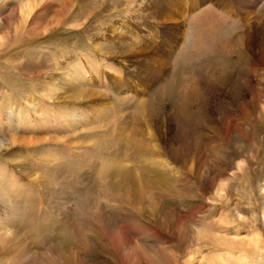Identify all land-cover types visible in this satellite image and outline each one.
I'll list each match as a JSON object with an SVG mask.
<instances>
[{"label":"rangeland","instance_id":"rangeland-1","mask_svg":"<svg viewBox=\"0 0 264 264\" xmlns=\"http://www.w3.org/2000/svg\"><path fill=\"white\" fill-rule=\"evenodd\" d=\"M164 1L0 0V264H264V0Z\"/></svg>","mask_w":264,"mask_h":264},{"label":"bare ground","instance_id":"bare-ground-1","mask_svg":"<svg viewBox=\"0 0 264 264\" xmlns=\"http://www.w3.org/2000/svg\"><path fill=\"white\" fill-rule=\"evenodd\" d=\"M166 1V4H163V5H161V4H158V3H156V5H157V11L158 12H160L159 13V15H161L162 17L164 16V14H161L162 13V11H166V14H169L170 15V13H178L179 12V10H177L176 9V3H180L181 2V0H180V2H179V0H165ZM164 1V2H165ZM237 1V0H236ZM243 3H245V0H239L238 1V3L237 4H239V6H240V4H243ZM155 5V6H156ZM166 5L168 6V8L166 7ZM233 6H234V4H232ZM235 5H236V3H235ZM244 5V4H243ZM241 7V6H240ZM241 8H243V7H241ZM167 9V10H166ZM246 8L244 7V10H245ZM160 10V11H159ZM242 12V11H241ZM178 15V14H177ZM249 16V17H248ZM247 16V13L246 12H244L243 13V17H244V21L246 22L245 23V25L248 27V29H247V41H252V39L254 38V34H253V28H254V24H255V21L254 20H252V16L251 15H248ZM169 17V16H168ZM174 18V17H173ZM250 23V24H249ZM263 25V24H262ZM245 26V27H246ZM264 29V28H263ZM262 30V29H261ZM259 31V30H258ZM263 31V30H262ZM263 34V33H262ZM257 36V35H256ZM257 42V41H256ZM249 43V42H248ZM264 43V42H263ZM249 44H251V43H249ZM261 45V44H260ZM262 50H263V48H262ZM137 51V50H136ZM67 87V86H66ZM84 91V90H83ZM74 92V91H73ZM77 93V92H76ZM75 92H74V94H76ZM80 94H81V92H80ZM77 95V94H76ZM83 95V94H82ZM92 95V94H91ZM93 96V95H92ZM87 97H88V95H87ZM166 105V104H165ZM158 125V124H157ZM165 129V128H164ZM164 134L166 133L167 134V130H165V132H163ZM149 147V146H148ZM125 172H126V170H124ZM123 172V171H122ZM118 173H120V172H118ZM120 174H122V173H120ZM119 174V175H120ZM6 236V235H5ZM15 248V247H14ZM9 252V251H8ZM18 254H19V252H18Z\"/></svg>","mask_w":264,"mask_h":264},{"label":"crops","instance_id":"crops-1","mask_svg":"<svg viewBox=\"0 0 264 264\" xmlns=\"http://www.w3.org/2000/svg\"><path fill=\"white\" fill-rule=\"evenodd\" d=\"M191 3H192V0H189ZM196 1H199V0H194V3L196 2ZM201 1H203V5L202 6H204L205 4H208L209 3V0H201ZM223 3L225 4V5H227L228 3H230V4H233V1L232 0H225V1H223ZM200 3H198L196 6H198ZM195 8V7H194ZM197 8H200V7H197ZM224 8V7H223ZM237 8H239V6L237 5Z\"/></svg>","mask_w":264,"mask_h":264}]
</instances>
